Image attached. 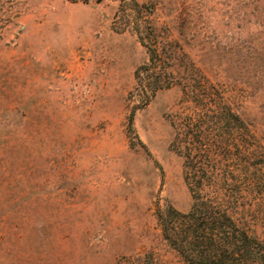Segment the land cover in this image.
I'll return each instance as SVG.
<instances>
[{
	"label": "rangeland",
	"instance_id": "1",
	"mask_svg": "<svg viewBox=\"0 0 264 264\" xmlns=\"http://www.w3.org/2000/svg\"><path fill=\"white\" fill-rule=\"evenodd\" d=\"M234 195L264 236V0H0V264H190Z\"/></svg>",
	"mask_w": 264,
	"mask_h": 264
},
{
	"label": "trees",
	"instance_id": "2",
	"mask_svg": "<svg viewBox=\"0 0 264 264\" xmlns=\"http://www.w3.org/2000/svg\"><path fill=\"white\" fill-rule=\"evenodd\" d=\"M226 204V207L214 202L193 204L185 216L195 222L189 234L166 226L165 239L190 264H264V236H258L241 213L237 218L228 214L229 209L234 214L240 209L237 195Z\"/></svg>",
	"mask_w": 264,
	"mask_h": 264
}]
</instances>
